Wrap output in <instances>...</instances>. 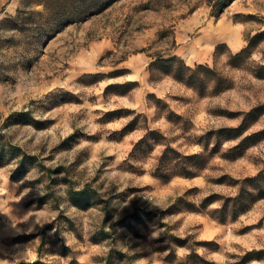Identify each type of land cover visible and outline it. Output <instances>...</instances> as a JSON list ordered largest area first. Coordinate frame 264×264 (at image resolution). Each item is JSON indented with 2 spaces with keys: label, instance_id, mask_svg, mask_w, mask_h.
Listing matches in <instances>:
<instances>
[{
  "label": "rangeland",
  "instance_id": "rangeland-1",
  "mask_svg": "<svg viewBox=\"0 0 264 264\" xmlns=\"http://www.w3.org/2000/svg\"><path fill=\"white\" fill-rule=\"evenodd\" d=\"M29 1L0 0V264H264V0H113L41 38L3 22Z\"/></svg>",
  "mask_w": 264,
  "mask_h": 264
},
{
  "label": "trees",
  "instance_id": "trees-1",
  "mask_svg": "<svg viewBox=\"0 0 264 264\" xmlns=\"http://www.w3.org/2000/svg\"><path fill=\"white\" fill-rule=\"evenodd\" d=\"M113 0H30L27 6L19 7L17 13L13 16H8L3 20L5 27L9 29H20V30H31L37 36L44 37L50 32L59 30L63 25L67 23L74 22L80 18H83L88 13H92L95 8H101ZM211 1V0H210ZM214 3L218 4L219 10H222L225 5L229 3L230 0H212ZM42 5L41 9H38L37 6ZM260 33H256V36ZM221 44H218L216 49ZM251 47L247 46L242 51L238 52L236 55L244 56L249 55ZM176 58V55H172L169 58L160 57L166 61H173ZM197 68L205 67L203 64H198ZM183 68L194 70L190 65L178 66L176 68V75L183 74ZM260 68L264 69V64L260 65ZM261 69V70H262ZM258 74L264 75V72L258 71ZM95 75H99L96 73ZM242 126L238 127V130ZM171 148L165 149L163 157H168ZM201 154L195 153L190 155H184V158H196L200 157ZM33 157L27 154L22 155L20 163L24 166L28 163L33 162ZM168 170V169H167ZM181 173L188 176L197 174V170L192 169L189 166H183L179 171L173 173H168V171H160L159 174L164 177H169L172 174ZM263 175V170L256 176L245 178L244 180H252L255 182V186L263 188L261 184V177ZM262 194H264V189H262ZM254 258H263L261 251H247L245 254V260H250ZM36 263V262H34ZM32 264V263H27Z\"/></svg>",
  "mask_w": 264,
  "mask_h": 264
}]
</instances>
